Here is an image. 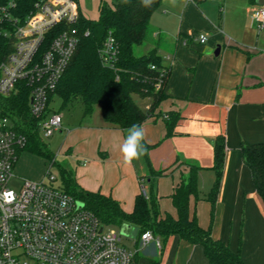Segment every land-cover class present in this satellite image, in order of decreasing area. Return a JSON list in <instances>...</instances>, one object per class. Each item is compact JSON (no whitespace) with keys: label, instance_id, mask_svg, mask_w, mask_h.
<instances>
[{"label":"crops","instance_id":"0c3cea01","mask_svg":"<svg viewBox=\"0 0 264 264\" xmlns=\"http://www.w3.org/2000/svg\"><path fill=\"white\" fill-rule=\"evenodd\" d=\"M102 2L108 3L77 0L82 16V9L98 10L95 20ZM256 6L250 0H162L142 55L157 48L170 74L167 97L142 124L147 155L126 165L120 146L127 129L108 125L102 113L82 115L79 122L63 117L59 149L78 186L112 197L126 212H132L142 181L149 190V180L162 172L152 180L161 217L176 218L171 195L189 178L187 166L199 167V196L214 187L217 192L213 203L191 198L190 214L245 264H264V203L242 155L244 145L264 142V31L253 18ZM199 35L207 37L205 44L196 41ZM137 104L146 112L152 101ZM216 144H223L220 169ZM160 241L158 249L133 239V264H208L201 243L176 234Z\"/></svg>","mask_w":264,"mask_h":264},{"label":"trees","instance_id":"16d2710c","mask_svg":"<svg viewBox=\"0 0 264 264\" xmlns=\"http://www.w3.org/2000/svg\"><path fill=\"white\" fill-rule=\"evenodd\" d=\"M38 1L40 0H0V65L13 49L10 33L14 29V21L23 23ZM192 1L199 3L201 0ZM250 1L256 4L258 0ZM161 3L162 0H153L152 6L146 8L142 6L141 0H128L127 3L124 0H112L111 4H100L97 20L80 16L76 52L55 91L50 95V102L55 97L60 101L58 112L80 105L85 117L92 114L95 105H99L104 121L119 129H128L132 124L142 126L154 116L160 103L167 97L165 87L170 74L169 68L162 64L157 48L141 56H136L134 49L151 39L153 30L150 20ZM3 7H8V16L1 12ZM109 37L114 39L117 56L111 65H106L100 59L99 51ZM152 65L155 66L154 70L150 68ZM159 84L160 88L157 89ZM134 95L151 99L150 109L143 111L134 100ZM0 117L10 119L14 128L26 137L24 152L43 159L50 170L57 166L60 187L82 202L103 225L115 228L129 225L134 228L133 239L136 245L147 231L162 240L176 234L191 242L201 243L205 248L208 264H245L238 254L221 241L214 240L209 231L203 230L198 225L196 215L190 214L191 198L213 203L217 192L214 187L209 194L202 198L199 196V167L188 165L189 178L181 181L171 195L176 218L168 214L160 216L152 180L161 176L162 172L154 174L149 180L147 197L140 193L135 199L132 212H126L112 197L82 189L72 172L56 162L55 154L49 150L39 133L38 120L30 113L27 86H21L19 92L10 97L0 95ZM167 126L169 136L171 120ZM214 151L215 168L220 169L224 160L223 144H216ZM242 155L252 172L257 193L264 203V142L244 145Z\"/></svg>","mask_w":264,"mask_h":264},{"label":"built area","instance_id":"2783aa9c","mask_svg":"<svg viewBox=\"0 0 264 264\" xmlns=\"http://www.w3.org/2000/svg\"><path fill=\"white\" fill-rule=\"evenodd\" d=\"M7 10L1 12L8 16ZM80 16L77 0L38 1L23 23L14 21L13 49L0 65V95L10 97L27 86L42 139L63 129L61 113L50 110V95L76 52ZM253 18L264 31V6H256ZM196 41L205 44L207 37L199 35ZM99 55L106 65L115 61L114 39L107 38ZM26 146L12 121L0 117V264H133L136 250L123 245L120 228L103 225L52 175L40 182L24 180L18 192L8 187ZM141 193L148 195L145 181ZM140 242L161 248L150 231Z\"/></svg>","mask_w":264,"mask_h":264},{"label":"rangeland","instance_id":"374dc122","mask_svg":"<svg viewBox=\"0 0 264 264\" xmlns=\"http://www.w3.org/2000/svg\"><path fill=\"white\" fill-rule=\"evenodd\" d=\"M105 1H108L107 4H111V0H105ZM82 14L85 18L89 20H95L98 15V10L95 7L82 9ZM145 45L146 43L144 45L135 47L134 53L136 56L142 55ZM134 99L138 103L140 102V99L142 100V98H140L138 95H134ZM50 108L54 111H58V110L60 111V101L58 98L55 97L53 99ZM60 113L65 119H70L73 122L75 121L79 122L81 119L83 120V118H81L82 107L80 105L74 106L69 110L61 111ZM99 113H101L100 106L95 105L92 114L86 116V119L91 117L94 118ZM63 135L64 132L63 133L60 132L54 134V136L51 138L43 139L45 144L48 146L49 150H51L55 154L56 162L61 166H64V164L66 163L65 156L63 154H59V149L63 142ZM47 174L52 175L54 178H56V182H55L56 185L60 183V176L57 166L52 167L50 170L48 165L44 162L43 159L33 156L27 152H23L15 166L14 177L11 179L8 187L13 191L18 192L24 180L40 182L43 179H46V177L48 176ZM133 235H134V228L131 227L129 237L127 238L123 237L124 246L128 248L133 247Z\"/></svg>","mask_w":264,"mask_h":264},{"label":"clouds","instance_id":"9594fccd","mask_svg":"<svg viewBox=\"0 0 264 264\" xmlns=\"http://www.w3.org/2000/svg\"><path fill=\"white\" fill-rule=\"evenodd\" d=\"M128 0H124L127 3ZM174 3V0H172ZM153 0H141L143 7H151ZM145 131L139 124H132L127 129V135L120 146V152L123 157V162L126 165H131L134 160L147 155V146L144 142Z\"/></svg>","mask_w":264,"mask_h":264},{"label":"water","instance_id":"95a60500","mask_svg":"<svg viewBox=\"0 0 264 264\" xmlns=\"http://www.w3.org/2000/svg\"><path fill=\"white\" fill-rule=\"evenodd\" d=\"M257 6H264V0H258L256 2ZM219 48L217 49V51L215 52V55H217L219 53ZM79 206H82V204L79 203ZM131 227L129 225H122L120 228V234L124 237L127 238L129 237V233H130Z\"/></svg>","mask_w":264,"mask_h":264}]
</instances>
